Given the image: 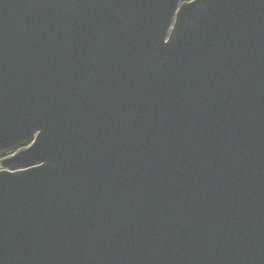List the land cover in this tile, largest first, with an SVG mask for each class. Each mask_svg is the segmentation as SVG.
<instances>
[{"label": "water", "instance_id": "1", "mask_svg": "<svg viewBox=\"0 0 264 264\" xmlns=\"http://www.w3.org/2000/svg\"><path fill=\"white\" fill-rule=\"evenodd\" d=\"M18 148L0 264H264V0H0Z\"/></svg>", "mask_w": 264, "mask_h": 264}, {"label": "flooded vegetation", "instance_id": "2", "mask_svg": "<svg viewBox=\"0 0 264 264\" xmlns=\"http://www.w3.org/2000/svg\"><path fill=\"white\" fill-rule=\"evenodd\" d=\"M12 154V152H8L6 155H11ZM0 163H1V159H0ZM2 169V167H1V164H0V170Z\"/></svg>", "mask_w": 264, "mask_h": 264}]
</instances>
